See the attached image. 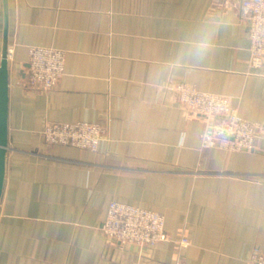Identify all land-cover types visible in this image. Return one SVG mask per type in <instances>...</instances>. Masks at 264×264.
Instances as JSON below:
<instances>
[{
	"label": "crops",
	"instance_id": "0c3cea01",
	"mask_svg": "<svg viewBox=\"0 0 264 264\" xmlns=\"http://www.w3.org/2000/svg\"><path fill=\"white\" fill-rule=\"evenodd\" d=\"M241 0H7V147L0 264H246L264 249V136L203 148L205 124L169 85L228 95L264 120V62L248 67ZM216 21L201 58H181ZM5 12L0 0V65ZM65 53L55 86H31L27 45ZM47 120L100 121L97 151L44 141ZM111 201L156 210L188 243L122 245L101 230ZM177 249V250H176Z\"/></svg>",
	"mask_w": 264,
	"mask_h": 264
},
{
	"label": "built area",
	"instance_id": "2783aa9c",
	"mask_svg": "<svg viewBox=\"0 0 264 264\" xmlns=\"http://www.w3.org/2000/svg\"><path fill=\"white\" fill-rule=\"evenodd\" d=\"M240 16L249 23L248 67L257 69L264 62V0H241ZM25 63L29 84L49 89L64 73L65 53L53 46L30 44L26 47ZM169 87L176 93L181 108L205 124L200 135L201 147L249 150L255 146L257 137L264 136V120L251 121L241 116L228 95L200 91L185 82ZM41 135L50 144L70 145L95 152L100 141L107 136V126L100 121L47 120ZM101 230L122 245L151 246L172 241L182 247L188 243L184 232L176 237L169 235L164 217L158 211L120 201L109 203ZM173 264H183L179 250L174 255ZM246 264H264V249L253 245Z\"/></svg>",
	"mask_w": 264,
	"mask_h": 264
},
{
	"label": "water",
	"instance_id": "95a60500",
	"mask_svg": "<svg viewBox=\"0 0 264 264\" xmlns=\"http://www.w3.org/2000/svg\"><path fill=\"white\" fill-rule=\"evenodd\" d=\"M5 12L4 42L2 50V61L0 65V196L3 187L5 172V155L7 147V95H8V68H7V0H3Z\"/></svg>",
	"mask_w": 264,
	"mask_h": 264
},
{
	"label": "clouds",
	"instance_id": "9594fccd",
	"mask_svg": "<svg viewBox=\"0 0 264 264\" xmlns=\"http://www.w3.org/2000/svg\"><path fill=\"white\" fill-rule=\"evenodd\" d=\"M216 26V21L206 22L205 27L197 35V37L189 41L186 51L181 53V58H183L184 56H189L198 59L201 58L204 54H206L208 49L212 46L211 41Z\"/></svg>",
	"mask_w": 264,
	"mask_h": 264
}]
</instances>
